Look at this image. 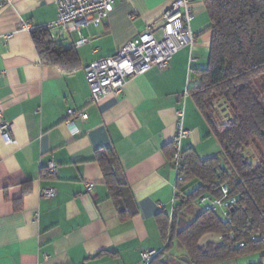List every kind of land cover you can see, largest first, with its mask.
I'll return each mask as SVG.
<instances>
[{
    "label": "crops",
    "instance_id": "0c3cea01",
    "mask_svg": "<svg viewBox=\"0 0 264 264\" xmlns=\"http://www.w3.org/2000/svg\"><path fill=\"white\" fill-rule=\"evenodd\" d=\"M171 3L119 0L100 25L60 34V44L73 48L79 61L67 75L43 64L33 44L35 32L21 29L23 23L55 21L53 0L0 2V125H9L12 139L5 143L0 133V264H145L143 250L163 249L157 216H170L174 204L175 174L167 154L176 112L183 111L190 131L183 151L192 149L206 159L221 150L191 97L182 99L187 80L198 82L195 73L208 60L210 22L201 0L192 4L193 46L175 54L164 71L151 68L127 78L119 97L92 103L84 67L114 56ZM82 38L84 44L73 45ZM67 110L84 112L87 119L74 117L68 126ZM107 148L117 155L134 202L136 213L125 219L109 199L93 158ZM50 161L57 172L44 177ZM43 188L55 196L44 198ZM209 243H221V236L206 234L199 241ZM231 263L264 264V256L254 253Z\"/></svg>",
    "mask_w": 264,
    "mask_h": 264
},
{
    "label": "trees",
    "instance_id": "16d2710c",
    "mask_svg": "<svg viewBox=\"0 0 264 264\" xmlns=\"http://www.w3.org/2000/svg\"><path fill=\"white\" fill-rule=\"evenodd\" d=\"M201 2L211 42L207 65L195 73L198 82L189 83L188 93L221 150L206 159L192 149L183 151V179L175 185L171 215L157 216L164 247L149 264H223L254 253L264 256V242L252 240L264 236V0ZM32 40L43 64L67 75L78 69L73 48H64L47 32L33 33ZM93 158L120 218L134 215L113 149L96 151ZM223 186L237 200L229 209L230 221L197 204L203 196L219 198ZM206 234L220 235L221 243L200 246ZM175 246L181 256L170 254Z\"/></svg>",
    "mask_w": 264,
    "mask_h": 264
},
{
    "label": "built area",
    "instance_id": "2783aa9c",
    "mask_svg": "<svg viewBox=\"0 0 264 264\" xmlns=\"http://www.w3.org/2000/svg\"><path fill=\"white\" fill-rule=\"evenodd\" d=\"M14 0H0L1 4H12ZM119 0H53L57 8L55 21L42 25L31 26L23 23L21 29L27 32H47L52 33L53 40H58L60 34H71L86 29L88 26L100 25L112 12L114 4ZM193 0H172L170 7L156 22L149 25L142 33L127 41L112 57L103 58L87 64L84 67L85 81L89 89V99L92 103L99 102L105 96L119 97L126 82V79L145 73L151 68L160 71L166 70L172 58L180 50L191 48L195 42V35L192 30L194 20ZM12 34L3 36L8 40ZM86 39L82 38L73 43L74 46L84 44ZM187 86L182 94V99L189 97ZM177 122L175 135L171 142L172 158L171 167L175 174V185L177 181H182V168L184 164L182 142L188 138L190 131L183 125V111L176 112ZM86 120L87 114L67 110L66 124L72 126L73 118ZM9 125H0V133L5 143L12 142L9 135ZM57 164L48 162L43 168L44 177L55 176ZM174 185V188H175ZM87 191H91L94 184L86 185ZM41 195L50 199L55 196V191L51 188H43ZM177 197L176 189L173 203ZM236 197L230 195L227 187L221 188V196L212 198L203 196L197 200V204L212 212H218L223 217H228L229 209L236 204ZM254 241H263L262 237H253ZM239 243L238 247H242ZM162 250V249H161ZM161 250L148 249L141 252V260L149 264Z\"/></svg>",
    "mask_w": 264,
    "mask_h": 264
},
{
    "label": "rangeland",
    "instance_id": "374dc122",
    "mask_svg": "<svg viewBox=\"0 0 264 264\" xmlns=\"http://www.w3.org/2000/svg\"><path fill=\"white\" fill-rule=\"evenodd\" d=\"M170 254H172V255H176V256H181L182 254H183V252L182 251H180V249L178 248V247H174V250H172L171 252H170ZM223 264H229V262H227V263H223ZM232 264V263H231Z\"/></svg>",
    "mask_w": 264,
    "mask_h": 264
},
{
    "label": "water",
    "instance_id": "95a60500",
    "mask_svg": "<svg viewBox=\"0 0 264 264\" xmlns=\"http://www.w3.org/2000/svg\"><path fill=\"white\" fill-rule=\"evenodd\" d=\"M181 259H182L183 261H185V262L187 261V259H186V258H181Z\"/></svg>",
    "mask_w": 264,
    "mask_h": 264
}]
</instances>
